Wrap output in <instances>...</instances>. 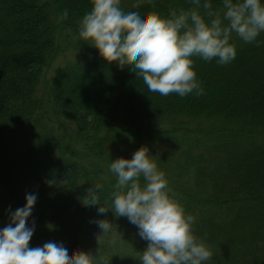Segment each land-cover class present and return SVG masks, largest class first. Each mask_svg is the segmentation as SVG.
I'll return each mask as SVG.
<instances>
[{"label":"trees","instance_id":"1","mask_svg":"<svg viewBox=\"0 0 264 264\" xmlns=\"http://www.w3.org/2000/svg\"><path fill=\"white\" fill-rule=\"evenodd\" d=\"M212 5L222 16L221 0ZM193 7L146 0L123 9L167 15ZM90 8V0H0V187L17 208L37 193L29 247L68 240L96 264H141L148 241L137 226L111 209L98 213L87 191L102 184L99 203L111 207L108 165L147 146L212 250L205 264H264V32L253 42L233 33L229 64L193 57L205 94L165 96L150 92L132 64L107 61L79 37ZM67 50L72 57L44 82ZM99 219L112 223L116 239L102 234ZM9 222L0 213V228Z\"/></svg>","mask_w":264,"mask_h":264},{"label":"clouds","instance_id":"2","mask_svg":"<svg viewBox=\"0 0 264 264\" xmlns=\"http://www.w3.org/2000/svg\"><path fill=\"white\" fill-rule=\"evenodd\" d=\"M221 2L222 16L213 9L212 0H190L195 7L171 8L167 15L125 12L122 0H90V10L80 18L78 35L107 61L132 64L150 92L201 96L205 88L193 57L229 64L237 55L233 33L244 42H253L264 32V0ZM200 8L206 10L204 14ZM67 16L64 9L60 19ZM151 157L149 148L141 146L131 158L111 160L108 168L116 177L111 207L99 203L103 185L97 182L87 191L89 203L100 205L98 213L111 209L115 216L127 217L137 226L139 236L148 241L139 258L141 264H205L213 255L211 248L194 233L195 217L174 197L164 171ZM57 182L46 180L49 186ZM36 200L37 193L28 192L23 206L7 210L10 222L0 228V264H96V255L77 251L65 239L64 245L52 240L29 247L35 225L29 226L27 220ZM95 222L102 234L111 233L113 239L119 235L108 219Z\"/></svg>","mask_w":264,"mask_h":264},{"label":"rangeland","instance_id":"3","mask_svg":"<svg viewBox=\"0 0 264 264\" xmlns=\"http://www.w3.org/2000/svg\"><path fill=\"white\" fill-rule=\"evenodd\" d=\"M146 0H122V8H129L132 7L136 4H139L141 2H144ZM67 53V54H66ZM68 55V56H66ZM72 57V53L69 52L68 50L66 52H63L58 55V57L52 61L48 69L46 70V76L44 77V82L51 78L53 74L55 73L56 69L58 68L59 65L63 64L66 60L70 59ZM131 148L129 145H121L120 150H127ZM30 188L29 186H27ZM8 193L5 192L1 187H0V213L3 215V219H9V212L7 211L9 208L11 210H15L18 206L17 203L14 202H9L10 200L7 199ZM9 202V203H8ZM5 203V204H4Z\"/></svg>","mask_w":264,"mask_h":264}]
</instances>
